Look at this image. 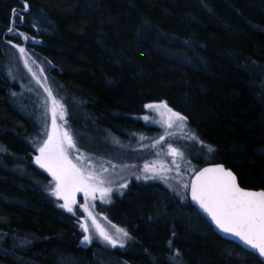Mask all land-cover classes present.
<instances>
[{
  "label": "trees",
  "instance_id": "trees-1",
  "mask_svg": "<svg viewBox=\"0 0 264 264\" xmlns=\"http://www.w3.org/2000/svg\"><path fill=\"white\" fill-rule=\"evenodd\" d=\"M27 2L10 33L21 0H0V264H262L217 234L186 191L133 177L115 213L134 246L80 245L77 217L48 196L34 157L45 87L77 139L110 145L156 133L141 117L165 101L197 137L199 153L183 146L192 174L223 163L241 186L264 190V0ZM25 60L40 82L26 81Z\"/></svg>",
  "mask_w": 264,
  "mask_h": 264
},
{
  "label": "snow or ice",
  "instance_id": "snow-or-ice-1",
  "mask_svg": "<svg viewBox=\"0 0 264 264\" xmlns=\"http://www.w3.org/2000/svg\"><path fill=\"white\" fill-rule=\"evenodd\" d=\"M21 4L22 11L12 9L10 18L12 27L8 29L10 33L16 27L15 19L19 18L22 23L24 13L30 10L27 0H21ZM14 34L25 41L30 39L24 33L16 32ZM13 47L18 48L21 56L26 55L24 47L15 44ZM25 66H28L27 60H25ZM44 91L47 93V99L51 101V131L43 133L46 135V139L38 143L36 151L39 154L34 157V160L41 169H44L52 177L54 184L50 194L62 200L63 203L60 207L73 214H75L74 206L77 204V194H83L84 203L79 205L83 213L86 214L79 224L84 233L82 243L91 244L93 242L94 230L95 235L105 244L113 248L124 247V241L129 238V233L123 229H117L115 234L110 233L98 222L97 216L90 210L94 208V203L91 202L97 199V194L104 202L112 191L111 182L103 175L108 169L102 165L100 169H97L93 165L91 157L80 153L70 131L57 124L58 119L65 120L63 104L57 100L50 88L45 87ZM145 108L155 110L157 115L164 120L167 129L173 128L174 125H186L187 118L168 107L164 102L147 104ZM162 109L165 111H161ZM143 119L145 122H149L148 115H145ZM187 138L192 141L197 140L195 134H191ZM165 139L166 137L161 135L156 143L165 141ZM200 143L201 147H206L208 152L214 151L211 146ZM73 153L77 154L74 156ZM167 154L173 158L172 164L179 169L180 164L177 158L183 159L184 152L169 144ZM169 171L171 168L163 163L159 167H150L145 164L144 172H151L152 174H146L143 178L160 179L167 183L166 173ZM194 173V179L190 181L191 200L210 217L216 229L237 238L246 248L264 258V190H245L239 186L236 176L222 165L206 167L198 171L194 170ZM136 178L140 179L141 177L137 176ZM120 187L126 188L127 184H121ZM183 187L187 189L189 184H184ZM169 247H171V242H169ZM175 255L178 256L179 252Z\"/></svg>",
  "mask_w": 264,
  "mask_h": 264
},
{
  "label": "rangeland",
  "instance_id": "rangeland-1",
  "mask_svg": "<svg viewBox=\"0 0 264 264\" xmlns=\"http://www.w3.org/2000/svg\"><path fill=\"white\" fill-rule=\"evenodd\" d=\"M28 70L31 68L27 66ZM31 73V74H30ZM24 76H27L26 81H37L40 82V77L33 71H24ZM35 74V75H33ZM22 88H27L28 83L22 84ZM21 85V86H22ZM57 100H59L57 98ZM60 101V100H59ZM161 102L166 103L165 101L153 102L150 104H159ZM62 104V102L60 101ZM43 133L51 131V101L47 99V96L43 99ZM167 104V103H166ZM168 105V104H167ZM64 107V105H63ZM168 107H170L168 105ZM171 108V107H170ZM172 109V108H171ZM65 110V107H64ZM174 110V109H173ZM165 111V110H161ZM175 111V110H174ZM177 112V111H176ZM181 114V113H180ZM145 115L149 116V122H145L143 117ZM182 115V114H181ZM143 123L145 125L153 127V134L146 135V133H139L136 136L137 142L126 141V140H116L112 145H110L106 139L99 138V140H95L91 136H84L83 138L77 139L75 135L72 133L68 120L66 118L65 112V120H57L58 126L67 128L70 133L73 135V138L76 142L77 148H79L80 153H83L86 156L91 157L93 165L96 166L97 169H100L101 165L104 168H107L108 171L103 173L104 177L110 181V186L112 188L111 193H109V197L106 201L102 202L99 198V194H97V199L94 202V208L90 209L93 211V214L97 216L98 222L105 227L110 233L115 234L117 229L126 230L129 233V238H126L124 241V247H115L119 249H124L127 247L134 246L132 242L134 238L133 232H131L125 225L120 223L116 220V213H115V204H116V197L122 196L128 185L130 184L129 178H134L139 181H148V180H156L161 182L165 187L171 189L175 194L181 196L182 194L185 195V191L187 189L183 187L184 184H189L190 177L193 172L194 163L192 161L191 156L194 153L190 152V150H186L183 148H191L197 154L199 153L196 150V146L191 139L187 137L191 135L190 131L188 130L187 123L185 126H176L174 125L173 128L167 129L164 120L157 115L155 110H149L146 108V113L141 117ZM66 121V123H65ZM152 133V132H151ZM164 135L166 137L165 141L160 143H156L159 140V137ZM43 139H46V135L42 134V136L37 140L36 147L38 146L39 142H42ZM144 142H138L142 141ZM185 142H190L191 144H187ZM171 144L174 147L180 148L184 152V158L179 159L178 163L180 164L179 169L172 164V157L167 154L168 152V145ZM96 150L97 152H93ZM39 153L36 152V155ZM77 153H73L75 156ZM35 155V156H36ZM167 165V167L171 168V171L167 172L166 175L168 177L167 183L160 179H144V175H151L152 173H145L144 166L148 164L150 167L156 166L159 167L161 164ZM139 166L141 170L140 173H136L135 168ZM40 168V167H39ZM41 169V168H40ZM45 171L44 169H41ZM46 172V171H45ZM49 176L48 186L46 187V193L49 197H51L57 207L66 211V209L60 207L63 203L62 200L52 196L50 194L51 187L53 186L54 182L52 180L51 175L46 172ZM140 176V179L136 177ZM121 184H127L126 188H121ZM77 204L74 206V213L73 214L77 217L79 224L84 219L85 213H83L82 209L79 205L84 203V198L82 193L77 194ZM67 212V211H66ZM69 213V212H68ZM106 218V219H105ZM90 223V221H89ZM83 232V231H82ZM84 233L80 237L79 243L83 246H89L93 243H97V247L102 248H109L115 249L107 244H105L102 240H100L94 233L93 230V242L91 244H84L83 241ZM130 245V246H129Z\"/></svg>",
  "mask_w": 264,
  "mask_h": 264
},
{
  "label": "water",
  "instance_id": "water-1",
  "mask_svg": "<svg viewBox=\"0 0 264 264\" xmlns=\"http://www.w3.org/2000/svg\"><path fill=\"white\" fill-rule=\"evenodd\" d=\"M216 165H222L225 169L230 170V171L236 176V174L234 173V171H233L230 167H227L225 164H223V163H218V162H209V163H206V164H204L203 166L199 167L196 171H198V170H202L203 168H206V167H214V166H216ZM194 174H195V173H193V174L191 175L190 181H191L192 179H194ZM236 178H237V176H236ZM190 181H189V188H188V199H189L190 203H191L192 205H194V206H195V207H196V208H197V209H198V210H199V211H200V212H201V213L207 218V220L210 222V224L212 225V227H213V229L215 230V232H216L217 234H219L222 238H224V239H226V240H229V241H232V242H234V243L240 245V246H241L243 249H245L246 251L252 252V253L255 254L256 256H258L257 253H255V252L252 251L251 249L246 248V246H244V245H243V244H242L237 238H234V237H232V236H230V235L224 234V233L220 232L218 229H216V227H215V225L212 223L210 217H208L206 213H204L202 210H200L199 207H198V205H196L195 202H193V201L191 200ZM237 182H238V184H239L238 178H237ZM239 186L242 187V188H244L245 190H249V191H262V189L245 188V187L241 186L240 184H239ZM258 258H259L261 261H264V258H261V257H259V256H258Z\"/></svg>",
  "mask_w": 264,
  "mask_h": 264
}]
</instances>
